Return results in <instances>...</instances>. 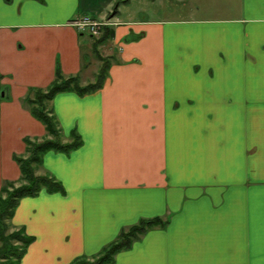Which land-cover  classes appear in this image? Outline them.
I'll list each match as a JSON object with an SVG mask.
<instances>
[{"label":"crops","instance_id":"0c3cea01","mask_svg":"<svg viewBox=\"0 0 264 264\" xmlns=\"http://www.w3.org/2000/svg\"><path fill=\"white\" fill-rule=\"evenodd\" d=\"M137 1L0 0V187L21 177L25 137L46 135L29 89L58 66L82 75L74 22H119L104 87L52 101L83 143L44 155L64 193L20 200L13 224L35 237L20 264H71L156 216L110 264H264V0Z\"/></svg>","mask_w":264,"mask_h":264},{"label":"trees","instance_id":"16d2710c","mask_svg":"<svg viewBox=\"0 0 264 264\" xmlns=\"http://www.w3.org/2000/svg\"><path fill=\"white\" fill-rule=\"evenodd\" d=\"M114 34V28L106 26L103 35L94 43L96 46L104 44L109 39H113ZM141 36L136 34L132 39L136 40ZM101 61L102 65L92 82L83 85L79 74L66 76L58 66L55 78L50 85L30 88L23 100L31 114L45 125L46 135L25 137L26 154H14V159L20 165L21 177L18 180H5L0 187V264H20L28 247L35 239L23 226L17 229L12 228L14 224L11 221L20 200L27 196H36L44 189L48 192H65L63 183L52 173L46 171L39 174L38 171L48 151L70 153L80 147L83 140L77 130H72L70 139L64 140L65 133L52 101L60 92L75 91L80 95H86L102 89L112 62H109L108 58H102ZM5 97L8 99L3 91L0 94V100ZM166 225L167 220L160 216L142 218L137 223L124 228L117 238L104 246L99 253L92 256H79L71 264H110L120 251L130 248L147 231Z\"/></svg>","mask_w":264,"mask_h":264},{"label":"rangeland","instance_id":"374dc122","mask_svg":"<svg viewBox=\"0 0 264 264\" xmlns=\"http://www.w3.org/2000/svg\"><path fill=\"white\" fill-rule=\"evenodd\" d=\"M221 3V6H228L229 4H231L233 1L232 0H213V1H207L209 5L214 4L215 2H219ZM122 9L124 11H127V14H137L138 12V8L139 7H143L142 4H139V2L137 0H131L130 4L125 5L124 3L122 4ZM126 9V10H125ZM161 12V11H160ZM116 14H111L110 16L115 17ZM125 15V13H124ZM139 17V16H137ZM123 18V17H122ZM83 20L85 19V17L82 18ZM81 20V19H79ZM97 20L99 22H104V25L102 27H100L99 30V34H92L91 32H89L88 30H84L82 29L80 26H78L75 22L74 24L82 31V33L84 34L82 37L84 39V44H83V51H84V70L82 72L81 75V83L83 85L87 84L88 82H92L95 79V76L100 68V66L102 65V58H108L109 62L114 61V59L116 57L119 56V49L114 47V45L112 44V39H109L106 43L104 44H98L96 46V43H94L95 41L98 40V38H100L103 33H104V29L106 26H112L114 27L116 24H118L119 22L113 20V18H108L105 20H98V19H94ZM78 21V20H77ZM94 36V38L92 37ZM68 140L70 139V137L68 138L65 134V138L64 140ZM26 154V151L23 155ZM19 155V154H18ZM41 167L38 171L39 174H43L45 172L40 171ZM13 223V221H11ZM13 226V225H12ZM20 226H16L14 225L12 228H19ZM143 236V235H142ZM141 236V237H142Z\"/></svg>","mask_w":264,"mask_h":264},{"label":"built area","instance_id":"2783aa9c","mask_svg":"<svg viewBox=\"0 0 264 264\" xmlns=\"http://www.w3.org/2000/svg\"><path fill=\"white\" fill-rule=\"evenodd\" d=\"M78 26H80L84 30H88L92 34H99L100 27L104 25V22H99L94 20L91 17H85V19H81L75 22Z\"/></svg>","mask_w":264,"mask_h":264}]
</instances>
